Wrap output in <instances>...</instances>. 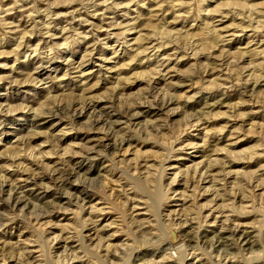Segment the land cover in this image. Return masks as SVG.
Wrapping results in <instances>:
<instances>
[{
  "label": "rangeland",
  "instance_id": "rangeland-1",
  "mask_svg": "<svg viewBox=\"0 0 264 264\" xmlns=\"http://www.w3.org/2000/svg\"><path fill=\"white\" fill-rule=\"evenodd\" d=\"M167 263L264 264V0H0V264Z\"/></svg>",
  "mask_w": 264,
  "mask_h": 264
},
{
  "label": "bare ground",
  "instance_id": "bare-ground-1",
  "mask_svg": "<svg viewBox=\"0 0 264 264\" xmlns=\"http://www.w3.org/2000/svg\"><path fill=\"white\" fill-rule=\"evenodd\" d=\"M109 117V116H108ZM18 200V199H17ZM21 201V200H20ZM167 264H170V263H167Z\"/></svg>",
  "mask_w": 264,
  "mask_h": 264
}]
</instances>
